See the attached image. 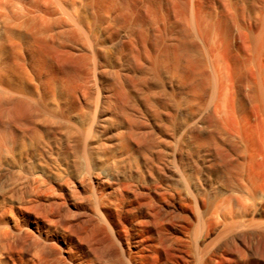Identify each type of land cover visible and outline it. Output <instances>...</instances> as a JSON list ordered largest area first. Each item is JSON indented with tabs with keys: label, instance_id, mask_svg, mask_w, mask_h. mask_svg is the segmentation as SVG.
<instances>
[{
	"label": "rangeland",
	"instance_id": "1",
	"mask_svg": "<svg viewBox=\"0 0 264 264\" xmlns=\"http://www.w3.org/2000/svg\"><path fill=\"white\" fill-rule=\"evenodd\" d=\"M0 9V264H264V0Z\"/></svg>",
	"mask_w": 264,
	"mask_h": 264
},
{
	"label": "bare ground",
	"instance_id": "2",
	"mask_svg": "<svg viewBox=\"0 0 264 264\" xmlns=\"http://www.w3.org/2000/svg\"><path fill=\"white\" fill-rule=\"evenodd\" d=\"M1 1V0H0ZM2 14V12H1V9H0V15ZM85 84V83H84ZM81 85L80 87H79V90H80V93H82V95L83 96H86L88 93H87V90H89L88 88V85L86 86V84L85 85ZM88 87V88H87ZM87 93V94H86ZM88 97H89V95H88ZM14 103V102H13ZM8 108H11V107H8ZM93 126V125H92ZM64 131H66V132H68V134H70V135H68V136H70V137H68V140H67V142L65 141L64 142V144L66 143V146L64 147L65 149L64 150H61V151H64L63 153H66L68 150H69V148H71L72 147V145H73V143L74 142H76V140L75 139H73V137H74V135L76 134V132L77 131H73V129H70V130H68V128L66 127V129L64 130ZM91 131V130H90ZM65 134V133H64ZM90 135V134H89ZM94 135V134H93ZM96 135V134H95ZM10 138H11V136H10ZM91 138V137H90ZM12 139V138H11ZM66 140V139H65ZM5 142V141H4ZM40 143V142H39ZM43 144H45V142L43 143ZM59 146H63V145H59ZM11 148H12V146H11ZM59 149H60V147H58ZM5 149H6V147H5ZM8 149V148H7ZM6 149V150H7ZM58 149V150H59ZM3 150H4V148H3ZM39 150V149H38ZM5 151V150H4ZM8 151V150H7ZM86 151V150H85ZM10 152V151H9ZM41 152V151H40ZM60 153V152H59ZM41 155V154H40ZM85 155H86V153H85ZM35 156V155H34ZM42 156V155H41ZM87 156V155H86ZM86 156H84V157H86ZM45 157V156H44ZM92 157V156H91ZM53 160V159H52ZM56 160V159H55ZM89 160V159H88ZM46 162V161H45ZM48 162V161H47ZM57 163V162H56ZM41 164H42V162H41ZM58 164V163H57ZM40 165V164H39ZM42 165H45V164H42ZM38 165H36V167H37ZM87 166V165H86ZM50 168V167H49ZM36 169V168H35ZM59 172V171H58ZM57 173V172H56ZM196 241H198V240H196Z\"/></svg>",
	"mask_w": 264,
	"mask_h": 264
}]
</instances>
